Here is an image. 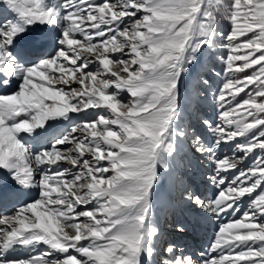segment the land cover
<instances>
[{"label":"snow or ice","instance_id":"snow-or-ice-1","mask_svg":"<svg viewBox=\"0 0 264 264\" xmlns=\"http://www.w3.org/2000/svg\"><path fill=\"white\" fill-rule=\"evenodd\" d=\"M0 264H264V0H0Z\"/></svg>","mask_w":264,"mask_h":264},{"label":"rangeland","instance_id":"rangeland-1","mask_svg":"<svg viewBox=\"0 0 264 264\" xmlns=\"http://www.w3.org/2000/svg\"><path fill=\"white\" fill-rule=\"evenodd\" d=\"M218 71V70H216ZM211 83H212V90L214 91L216 89V87L222 82L223 77H216L215 75L211 74ZM191 84L188 81L186 84V88H190ZM205 109L207 110L208 114L211 115L212 109L210 107H208L207 103L205 104ZM208 108V109H207ZM191 173V169L189 170ZM165 179V178H164ZM164 179H162L160 182L162 184H164ZM196 180L199 182V177H196ZM201 191H203V188L201 187L200 189ZM155 201L156 204H159V197L158 195H156L155 193ZM161 202H165L163 199H161ZM155 206L156 209V213L157 216L160 220V224L162 227H164V229L167 230H172V231H177L178 226L182 225L183 221L181 219H179L177 214H173L172 212H168L170 209L169 207L165 208L162 211L158 210V207L160 206ZM162 208V207H161ZM191 211V210H190ZM194 223V227L191 229H187L184 232L188 231L190 234V236L188 235H172L169 234L171 239H174L176 241H178L181 245H185L188 246L192 249H201V248H207L208 243L210 242V240L212 239L214 232L210 229H208L206 226L202 227L200 224L197 223V220L193 221ZM192 223V225H193ZM184 226V225H183ZM187 238V240H185ZM197 242H199V244H197Z\"/></svg>","mask_w":264,"mask_h":264},{"label":"bare ground","instance_id":"bare-ground-1","mask_svg":"<svg viewBox=\"0 0 264 264\" xmlns=\"http://www.w3.org/2000/svg\"><path fill=\"white\" fill-rule=\"evenodd\" d=\"M24 252V250L22 251V253Z\"/></svg>","mask_w":264,"mask_h":264},{"label":"trees","instance_id":"trees-1","mask_svg":"<svg viewBox=\"0 0 264 264\" xmlns=\"http://www.w3.org/2000/svg\"><path fill=\"white\" fill-rule=\"evenodd\" d=\"M217 69H219V68H217Z\"/></svg>","mask_w":264,"mask_h":264}]
</instances>
